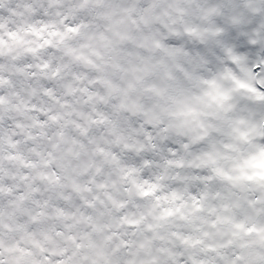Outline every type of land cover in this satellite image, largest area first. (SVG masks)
Here are the masks:
<instances>
[{
    "label": "rangeland",
    "instance_id": "1",
    "mask_svg": "<svg viewBox=\"0 0 264 264\" xmlns=\"http://www.w3.org/2000/svg\"><path fill=\"white\" fill-rule=\"evenodd\" d=\"M111 3L109 17L123 15L116 24L105 16L106 3L87 5L103 16L93 25L108 27L87 34L97 51H89L85 81L74 88L87 105L77 124L90 136L94 211L106 213L122 199L107 171L114 159L125 162L114 156L122 141L113 128L125 118L163 126L176 146L186 148L170 162L173 170L165 168L164 181L186 164L188 173L158 212L147 201L136 227H169L173 243L158 252L171 264H264V0ZM20 21L10 30L24 35ZM2 111L0 98V181L14 160ZM146 153L152 154L146 146L132 152L155 163ZM122 188L135 191L127 183Z\"/></svg>",
    "mask_w": 264,
    "mask_h": 264
},
{
    "label": "trees",
    "instance_id": "2",
    "mask_svg": "<svg viewBox=\"0 0 264 264\" xmlns=\"http://www.w3.org/2000/svg\"><path fill=\"white\" fill-rule=\"evenodd\" d=\"M112 1L0 0L2 124L14 144L13 163L0 181V264H171L158 252L173 243L169 227L149 231L135 225L147 201L158 212L178 187L180 175L188 173L186 164L174 169L173 180L164 181L165 168L186 148L176 146V137L164 133L163 126L151 128L125 118L119 130L113 128L122 141V151L116 148L114 156L125 162L114 159L107 171L113 188L121 187L122 199L106 213L93 209L90 136L77 124L87 105L74 88L83 77L85 81L84 62L95 49L87 34L108 27L93 25L103 16L87 5L106 3L105 16L116 24L123 15L109 17ZM19 20L25 22L24 35L10 30ZM21 107L22 115L15 114ZM144 146L152 152L145 156L155 163L132 154ZM124 176L132 181L118 180ZM126 183L135 191L124 190Z\"/></svg>",
    "mask_w": 264,
    "mask_h": 264
}]
</instances>
